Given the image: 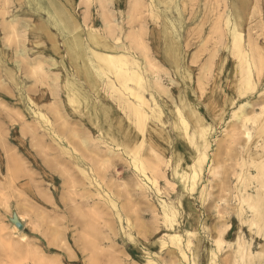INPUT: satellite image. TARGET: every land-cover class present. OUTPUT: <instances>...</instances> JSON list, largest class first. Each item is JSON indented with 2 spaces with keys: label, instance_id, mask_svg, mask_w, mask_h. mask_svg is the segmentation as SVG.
Listing matches in <instances>:
<instances>
[{
  "label": "rangeland",
  "instance_id": "rangeland-1",
  "mask_svg": "<svg viewBox=\"0 0 264 264\" xmlns=\"http://www.w3.org/2000/svg\"><path fill=\"white\" fill-rule=\"evenodd\" d=\"M221 1L179 0L183 11L177 37L179 47L173 49L180 54L176 70L170 59L163 58L162 19L148 13V0H73V7L69 8L82 26L89 17L86 23L94 21L102 31L105 15L116 19L119 25L112 26L114 30L104 36L112 43L121 40L127 43L139 63L143 61L148 66L147 86L150 79L160 88L155 97L157 108H153L155 101L141 103L143 120L140 122L126 104H137L136 97L125 102V97L120 98L105 86L102 88V84L96 90H89L92 101L97 102L99 98L110 104L133 131L134 138L137 136L135 151L127 154L105 139L104 143L97 144L89 137L86 128L93 122L82 121V113L61 95L58 88L70 64L63 54V45L59 43L60 50L54 53L60 66L53 69L52 74L47 71V54L30 52L35 45L26 25L28 21L38 23L42 13L29 9L25 0H0V82L9 88L8 96L0 95V264H264V108H261L264 104V81L261 82L264 79V12L261 6L264 2L250 0V5L246 6L248 12L243 16L245 41L249 39L258 45L247 49L252 77L251 83H243L241 60L233 48L224 45L230 34L223 25L221 14L225 4ZM255 4L259 5L258 10ZM14 16L17 20L11 22ZM58 39L61 42L60 36ZM43 43L41 48L46 47ZM28 49V53L18 54ZM48 54L52 55L49 51ZM33 56L38 57L36 61ZM36 63L41 69L33 75L30 66ZM152 63L153 68L149 65ZM15 64L19 65L16 87L3 78L5 69ZM38 76L40 82L34 83ZM48 85L59 91L52 90L51 98L45 99L41 95ZM238 89L243 91L239 97ZM178 93L193 108L195 117L182 110ZM142 94L149 98L146 91ZM245 102L253 106L248 108L245 118L242 116L244 120L237 119L234 111ZM38 109L51 115L62 141L60 144L68 152L60 150L49 138H44L47 145L43 142L41 145V141L32 137L33 127H38L37 133H43L45 128V124L30 113ZM180 116L188 128L182 126ZM196 118L202 120L205 127L203 135L193 130ZM62 119L70 123L69 128ZM27 127L31 132L23 131ZM245 130L249 136L242 133ZM188 133L193 137L189 139ZM53 137L56 138L55 134ZM81 137L88 141L82 143ZM203 137L207 141L206 158L197 162L195 143ZM84 148H90V153ZM71 156L78 157V164L83 162L80 165L86 168L85 175L71 161ZM98 162L102 165L98 166ZM195 164L196 170L201 169L193 173ZM70 177L74 179L71 182ZM247 191L251 196L243 199ZM14 219L20 223V228ZM188 220L194 222L192 227ZM238 239L247 241L240 251Z\"/></svg>",
  "mask_w": 264,
  "mask_h": 264
},
{
  "label": "bare ground",
  "instance_id": "bare-ground-1",
  "mask_svg": "<svg viewBox=\"0 0 264 264\" xmlns=\"http://www.w3.org/2000/svg\"><path fill=\"white\" fill-rule=\"evenodd\" d=\"M25 1L27 2V6L29 7V9L33 10L34 12L40 11V13H42L41 14L42 16L41 15L39 16V19L40 20H39L38 23H33L31 21H28V23L26 25L27 31L32 34V37L34 39L33 42H32V44L35 45V47H33V48L30 49L32 51H30L29 49L27 51L22 50V51H19L18 54L19 55L20 54L21 55H24L26 52L28 53L29 51L32 52L33 54H38L40 52H44L45 55L47 54V56H45V58H46L45 61L49 64L47 71H48L49 74L50 73L52 74L51 71L53 69H56V67H59L60 66L59 63H56V58L54 56V53L55 52H59V50H60L59 43H61L63 45V48H64V50H63L64 53L63 54H65V59H67L68 63H70L69 66L66 67L65 75H64V81L62 82L61 86H59V88H58L62 92L61 95H63L64 99L66 100V102L68 104L73 105L77 110H79L80 113H82V115H81V120L82 121H84L85 119H88L89 121L93 122V123H91L92 124L91 127L88 128V126H87L86 129L88 130V133L90 134L89 137L94 138L96 140L97 144L104 143V139H105V141L107 143L108 142L111 143L112 146L113 145L114 146H117L118 149L121 148L123 153L131 154L132 151H135V148H134L135 147V144H138L137 143V140L138 139L137 140L135 139L137 136L134 138L133 131H131L130 127H128L123 122V118L118 114V112L110 104H108L106 102L100 101L99 98L97 99V102L92 101V98H91V96L89 94V90H92V89L93 90H96L97 87H98V85L99 84H102V88H103V86H105L108 90H110L112 92H116L120 98L121 97H125V98H123L125 102H127L126 100H128L132 96H134L133 98L136 97L137 98V102H135V103H137V104L128 103V102L126 104L128 106V109H129L128 111H130L137 118V120L139 122L143 120V118H142L143 117V111L141 110L142 109L141 108V103H144V101L147 102V100L150 101V102L152 101L154 103L156 95L159 94V90L158 89H160V88L157 89V87L154 85L156 83H154V84L152 83V82H154L153 80L150 81V79H149L148 81L150 82V84H149V86H147L148 84H147V82H146L147 80L145 78L146 77H150V76H149V72L147 70L148 66L146 67V62H145V64H144L143 61H141V63H139V61L135 58V55L131 51L130 46L127 43H125L124 41L121 40L118 43H112L107 37L104 36V33H108L109 30H114L112 26L117 27L119 25V23L116 21V19L110 17V15L107 14V15L104 16V19H102V31H100V30L97 29L98 26H97V23L96 22L91 21L90 24H87L86 23L87 19L88 20L91 19L89 17L87 19H85L86 21L84 22V26H82L81 23L79 21H77V19L73 15L74 13L72 14V12H71V10L69 8V7H73V0H25ZM254 1H255V3H259V4H260V1H263L264 2V0H254ZM250 2H251L250 0H224V4H225L224 8H225V11L222 9V11H224V12L221 14V16L223 18V21H224L223 22V25L226 28V30L228 31V33L230 34L229 37L226 38V40L224 41V45H226V47L233 48V50H235L236 51V54L239 56L238 58L241 60L239 65H240V68L242 69V71L240 70V72L243 73V75L241 76V78L244 80L243 83H245V82L246 83H251V77H252L251 76V69H250V62H249V55H248V51L249 50H247V49H250L251 50V48H254V46H255V48L258 46V45H256L257 42H255L253 40H252L253 42H250L249 39L247 41H245V39L243 37V34H242V31L246 27L245 26V23H243L242 20L244 18L243 16L246 15V13L248 12L249 7H246V6L247 5H250ZM227 4H228V6H227ZM75 5H74V7H75ZM142 8H143V6H142ZM146 8H147L148 13L152 14L154 17H158V16L161 17V19H162V23H161V37L163 39V41H161V43H163V45H164V53H165V56H163V58L164 59H167V58L170 59V60H168V59L167 60L171 63V66L175 65L176 70H178L177 69L178 68L177 67V61L179 60V55L180 54L177 52V50L176 51H174V50L179 47L178 46V44H179L178 42L179 41H178L177 37H179V28L182 25L181 23H182V11L183 10L181 9V7L179 5V0H148V3L146 5ZM258 8H260L259 5L255 4V9L258 10ZM261 9L264 12V4H263V6H261ZM87 10H89V9H87ZM139 11H142V10L139 8ZM88 14H89V12H88ZM103 14H104V12H103ZM219 16H220V14H219ZM16 18H17V16L12 17L11 18V22L13 20H17ZM159 20H160V18H159ZM157 21L158 20H156V22ZM249 27H247V33L248 34L250 33V31H248V29L250 30ZM142 28L143 27H141V29ZM141 29H140V31H141ZM182 30H183V28H182ZM219 32H220V29H219ZM108 35L112 36L111 34H108ZM136 35L138 36V34H136ZM219 35H220V33H219ZM59 36L61 37V42H59V39H58ZM137 36H136L135 39H137ZM43 40H44L45 43L42 42ZM138 42L140 43V41H138ZM222 42L223 41H221L220 44ZM41 43L46 44L45 45L46 47H42L41 48L40 47V44ZM155 43H157V42H155ZM140 45H142V44L140 43ZM144 48H145V46H144ZM48 51H49V53H52V55H49L48 54ZM26 57H28V56H26ZM63 57H64V55H62V58ZM36 58H38V57L35 56L34 57V60ZM145 59H146V57H145ZM37 60H39V59H37ZM147 60H148V58L146 59V61ZM39 65L40 64H37L36 63L35 65H31L30 66V69L33 70V72H32L33 75L38 73V71H36V70L41 69V68H38ZM149 65L152 66V68H153V63H152V65L151 64H149ZM43 66H44V64H43ZM163 69H165V67H163ZM256 69H257V67H256ZM18 72H19V65H17V64L12 65V67H8L7 70L5 69V72L3 74V76H4L3 78L5 80H7L8 82H10L12 85H15V87H16L19 84V82L17 80ZM45 73H46V71H45ZM152 73H153V71H152ZM183 74H184L183 78L186 79L188 77L186 75V72L182 73V75ZM153 76H154V73H153ZM39 77L40 76H38L36 79H34V83L35 82L37 83L39 81ZM44 77H46V76H44ZM1 81H2V79H1ZM263 81H264V79H262L261 82H263ZM129 82H133L135 84L133 85V84H130ZM229 82H230V80H229ZM41 84H43V83L41 82ZM0 85H1L0 86V93H1L0 95H2L4 97L8 96V95H6V94H8V92L6 90H8L9 88H7L5 85H2L1 82H0ZM251 85H253V83ZM260 88H261V86H260ZM56 89H57V87L54 88V86H53V88H51L50 85H48L47 91L46 92L44 91V94L41 95L42 98H45V99L49 98L50 99L51 96L53 95V91H55ZM262 90L264 91V88ZM144 91H146L148 93L149 98H146V97L143 96L142 93ZM149 92H151V93H149ZM162 92H164V91H162ZM178 92H179V90H178ZM238 93H237V96L239 97V95L241 96L243 94V91L241 89H238ZM56 94H57V92H56ZM56 94H54V95L56 96ZM178 94L180 95V93H178ZM98 96H100V94H98ZM179 97H180L179 98V101L181 103L182 110L185 111L186 113H190L191 115H193L195 117V112H194L193 108L188 104V102L183 97H181V95ZM54 99H56V98H54ZM57 100H59V99H57ZM57 100H55V101L57 102ZM121 100H120V102H121ZM171 101H173V99ZM30 102L35 103V101L33 99H30ZM37 104H38V102H37ZM59 104H60V102H59ZM153 105H154L153 108H157V106H158L157 102L154 103ZM146 106L148 107L149 105H146ZM252 106H253V104H251L250 102H245V103H242L241 105H239L237 107V109L234 111V114L236 115L237 119L243 118L242 116H244L247 113L248 108L249 107H252ZM261 108L262 109L264 108V104H263V107H261ZM43 111H44L43 109L42 110L38 109L37 111L30 110V113L36 115V118L40 119L42 121V123L45 124V128H43V133L42 132H39L40 134L37 133L38 132V127H33L32 128L33 131L31 133L32 134V137L38 139L39 141H41V145H44V144L47 145V143L45 141L46 139L44 140V138H49V140L55 142V145H57L60 148V150H62L63 152H65V151L68 152L69 150H65L64 151L65 148L63 149L62 145L60 144V143H62V141L60 140V137H59V134H58V130L56 129V127H55V125L53 123V120L51 119V115H48L47 113H44ZM162 112H164V111H162ZM56 113H59V111L57 110ZM162 114H164V113H162ZM62 115H63V113H62ZM181 116H180V118H181ZM59 117H60L59 119H61V116H59ZM33 118H35V117H33ZM244 118H245V116H244ZM244 118L242 120H244ZM163 119H164V117H163ZM181 119L183 120V118H181ZM62 120H64V119H62ZM66 120H64V121L67 123ZM71 122H73V121H71ZM241 122L243 123V121H241ZM62 123H64V122H62ZM62 123H61V126H62ZM148 123H149V121H148ZM180 123L183 124L182 126H185L186 128H188L186 126L187 125V122L186 121L183 120ZM68 124H70V123H67V126H68ZM57 125L59 126V124H56V126ZM73 125H74L73 126V128H74L75 127V124H73ZM36 126H37V124H36ZM61 126H60V128H61ZM63 126H65V125H63ZM69 126H68V128H69ZM82 126H84V125H82ZM153 126H154V124H153ZM92 127H94L95 130H92L93 129ZM204 128L205 127H204V125L202 123V120H198L196 118L193 121V130L194 131L196 130L197 132H199V135H203V131L205 130ZM28 129H29L28 127H27V129L24 128L23 131L24 132L25 131L31 132ZM63 129H64V127H63ZM186 130H188V129H186ZM65 131H67V130H65ZM73 131H71V132H73ZM185 131H183V132H185ZM242 133H244L247 136H249L248 130H245ZM53 134H55L56 138L53 137ZM70 134L72 135V133H70ZM66 135H67V133H66ZM185 135L187 136V134H185ZM262 135H263V142H264V131L262 132ZM165 137H167V133H166V136ZM188 137L190 139L193 136H191L188 133ZM198 137H201V136H198ZM57 138H58V140H56ZM68 138H69V136H68ZM204 138L205 137H203L200 142H199V140H197L199 143L198 142L195 143V148H196L197 157H198L197 158L198 159L197 162H199L201 160L204 161L205 158H206L205 153H204V149L207 146V141L204 140ZM80 139H82V137ZM80 139H79V141H80ZM71 140H74V139H71ZM156 140H158V139H156ZM86 141H88V139L87 140L82 139V143L84 142V144H85ZM36 142L38 143L37 140H36ZM190 142H191V140H190ZM99 146H101V145H99ZM259 146H261V143H260ZM90 148H91V146H90ZM90 148L88 150H90ZM88 150H86V151L90 153V151H88ZM170 150H171V147H170ZM113 151H115V150H113ZM181 151H179V154H181L182 156H184L185 154L183 152H181ZM91 154H94L95 155V153H92V152H91ZM150 154H152V153H150ZM102 155H104V153ZM55 156H56V154H55ZM110 156H111V154H110ZM67 157H68V155H67ZM71 157H72V160L71 161H73L74 164H77V167L80 169V172L83 175H85L84 174L85 173V170L84 169H86V168H82L81 165H80L83 162H81L80 164H78L80 162L78 160V157H76V156H71ZM97 157L98 156H96V158ZM113 157H115V156H113ZM99 158H101V157H99ZM63 161H64V159H63ZM98 161H100V160H98ZM58 162H59V160H58ZM86 163H88V162H86ZM91 163H93V162H91ZM101 163L102 162H98V164H99L98 166H101L102 165ZM162 163H163V160H162ZM69 164L70 163H68V165ZM151 164L153 165V163H151ZM62 165H64V164H62ZM190 165L191 164H189V167H190ZM93 166L95 167L96 165L94 164ZM136 167H135V169H136ZM198 168L201 169V167H198ZM100 169H101V167H100ZM199 169H197V170L199 171ZM62 170H63V168H62ZM197 170H196V164H195V166H193V173L197 172ZM95 171H96V169H95ZM156 171L159 172L157 169H155V172ZM74 172H76V171H74ZM77 173H79V172H77ZM96 173H98V172H95V174ZM99 173L101 175L102 172H100V170H99ZM262 174L264 176V173H262ZM157 175H159V174H157ZM100 178H101V180H103L101 176H100ZM71 180H74V179L71 178L69 181L71 182ZM92 181H93V179H92ZM71 186H72V184H71ZM96 187H97V185H96ZM81 188H82V186H81ZM246 194H247V197L244 196L243 199H248V197L250 198L251 195H250V193L248 191L246 192ZM105 199H106V197H105ZM78 203H80V202H78ZM93 205L96 206V203L93 204ZM74 211H77V210L75 209ZM93 214H94V212H93ZM95 214H97V213L95 212ZM191 217H192V215L190 214L189 215V218L191 219ZM193 223H192L191 220H188V224L191 227L193 226ZM242 229H243V227H242ZM230 230L228 231V235L230 234ZM184 232H186V231L184 230ZM239 233H240V231H239ZM173 234H175V233H173ZM239 236H241V235H239ZM240 238H242V237H240ZM238 241H239V243L237 244V249H239L238 251H240V249L243 250V248L245 247V245H247L246 244L247 241L240 242V239H238ZM250 244H251V242H248V245H250ZM253 246H254V244H253ZM248 248H249V246H248ZM181 255H182V257H185V253H184L183 250H181Z\"/></svg>",
  "mask_w": 264,
  "mask_h": 264
},
{
  "label": "water",
  "instance_id": "water-1",
  "mask_svg": "<svg viewBox=\"0 0 264 264\" xmlns=\"http://www.w3.org/2000/svg\"><path fill=\"white\" fill-rule=\"evenodd\" d=\"M13 222L15 223V225H16L17 227L20 228L21 225H20V223H19L16 219H14Z\"/></svg>",
  "mask_w": 264,
  "mask_h": 264
}]
</instances>
